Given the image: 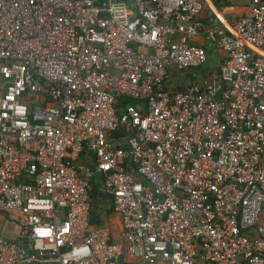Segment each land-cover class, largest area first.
<instances>
[{"label":"built area","instance_id":"2783aa9c","mask_svg":"<svg viewBox=\"0 0 264 264\" xmlns=\"http://www.w3.org/2000/svg\"><path fill=\"white\" fill-rule=\"evenodd\" d=\"M212 1L0 0V264H120L95 178L144 264H264V0Z\"/></svg>","mask_w":264,"mask_h":264},{"label":"crops","instance_id":"0c3cea01","mask_svg":"<svg viewBox=\"0 0 264 264\" xmlns=\"http://www.w3.org/2000/svg\"><path fill=\"white\" fill-rule=\"evenodd\" d=\"M249 2V1H248ZM249 3L239 4L234 0H213L212 3H207L205 9L202 12V19L208 22L210 18L213 19L215 25H218V15L223 16L228 21H233L241 16L246 10ZM217 15V16H216ZM208 39L209 46H206L205 40ZM194 43L206 47L208 49L207 56L209 58V47H214L219 53L223 55L222 50L214 43L210 41L207 34L197 35L192 40ZM210 69V66L206 62L205 66L199 70H191L185 73H174L172 77L168 79V86L177 88L178 86H185L195 79L200 78L204 72ZM96 179V178H95ZM98 180V179H96ZM95 197V206L93 208V220L98 221V225L105 227L109 230L113 240L119 243L121 250L123 251L120 257V264H144L140 257H136L127 251L126 244L122 238V223L118 214L112 211L111 200L107 196L100 195ZM0 236L17 240L16 226L7 218L6 214L0 211ZM29 264V263H24ZM34 264H52V263H34Z\"/></svg>","mask_w":264,"mask_h":264},{"label":"rangeland","instance_id":"374dc122","mask_svg":"<svg viewBox=\"0 0 264 264\" xmlns=\"http://www.w3.org/2000/svg\"><path fill=\"white\" fill-rule=\"evenodd\" d=\"M235 2L239 3V4H246L249 3L250 0H234ZM249 1V2H248ZM206 46H209V41L208 39H204ZM209 51H210V55L209 58L207 60L208 65L210 66V69H215L217 67H219L220 61L222 59V54L218 52V50L214 47H209ZM13 226L15 227V225L13 224Z\"/></svg>","mask_w":264,"mask_h":264},{"label":"trees","instance_id":"16d2710c","mask_svg":"<svg viewBox=\"0 0 264 264\" xmlns=\"http://www.w3.org/2000/svg\"><path fill=\"white\" fill-rule=\"evenodd\" d=\"M205 49L208 51V49L206 47H205ZM177 89L182 90V89H184V87L178 86ZM119 100H120L119 105L122 106V107H124V106H126L128 104H134L135 103V100H132V99L124 97V96L120 97ZM92 185H93L92 186L93 188H92V192L91 193H92L93 198L95 199L94 195H96V197H98L96 179L93 180ZM94 222L96 224H99L98 221H94Z\"/></svg>","mask_w":264,"mask_h":264},{"label":"water","instance_id":"95a60500","mask_svg":"<svg viewBox=\"0 0 264 264\" xmlns=\"http://www.w3.org/2000/svg\"><path fill=\"white\" fill-rule=\"evenodd\" d=\"M118 144L126 145V141L121 140V141H119V142H115V143H114V145H118Z\"/></svg>","mask_w":264,"mask_h":264}]
</instances>
